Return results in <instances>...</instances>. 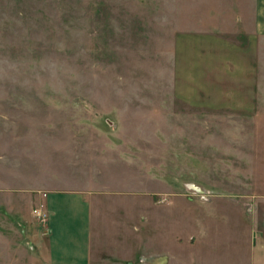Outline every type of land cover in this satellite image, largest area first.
<instances>
[{
	"label": "rangeland",
	"instance_id": "rangeland-1",
	"mask_svg": "<svg viewBox=\"0 0 264 264\" xmlns=\"http://www.w3.org/2000/svg\"><path fill=\"white\" fill-rule=\"evenodd\" d=\"M241 1L0 0V118L14 114L18 182L29 153L38 151L30 141L41 142L49 162L59 145V158L74 152L83 163L93 152L115 159L105 149L110 138L137 151L144 187L156 188L154 179L164 171L190 202L198 203L194 188H200L210 194L205 202L214 195L233 198L252 213L254 201H264L263 113L190 106L173 92L177 35L222 22L231 27ZM106 173L114 183L135 177L126 169ZM14 186L7 202L0 185V234L14 243L13 256L6 258L2 242L0 264H40L46 227L33 211L41 207L25 199V186ZM174 205L165 240L174 258L236 264L243 256L241 241L223 221L206 222L207 233L201 232L205 207ZM120 217L117 212L113 224ZM194 231L204 239L190 249Z\"/></svg>",
	"mask_w": 264,
	"mask_h": 264
},
{
	"label": "crops",
	"instance_id": "crops-1",
	"mask_svg": "<svg viewBox=\"0 0 264 264\" xmlns=\"http://www.w3.org/2000/svg\"><path fill=\"white\" fill-rule=\"evenodd\" d=\"M242 1L236 6L231 27L222 22L177 35L173 52L175 100L195 107L264 115V0ZM3 121L6 127L0 126V138L4 137L0 139V185L6 188L2 195L8 202L15 194L14 185L19 183L25 186V199L37 202L49 216L38 251L40 264H210V260L182 261L170 253L165 240L176 201L205 207L199 224L202 233H207L206 224L212 220L225 223L226 232L241 241L237 247L243 256L235 259L236 264H264L263 200L254 201L250 214L242 202L233 198L214 195L208 202H190L186 195L175 192L174 179L170 180L163 170L162 177L159 173L154 179L157 187L146 188L143 161L137 151L129 144L117 145L110 138L105 149L116 155L115 159L109 160L105 152H90L91 161L83 163L76 161L74 152L65 157L67 160L59 158V145L52 152L56 158L49 162L41 142L30 141L29 145L38 147V151L29 153L22 181L20 178L18 182L14 114L2 115L0 123ZM124 169L135 177L115 183L106 177L107 170ZM2 206L8 207V203ZM143 211H148L146 216ZM117 212L121 217L113 224ZM237 212L239 219L235 217ZM154 233L162 234V241ZM193 233L196 242L187 244L190 249L204 239ZM2 242L6 244V258L9 252L13 256L14 243L0 234V245Z\"/></svg>",
	"mask_w": 264,
	"mask_h": 264
},
{
	"label": "built area",
	"instance_id": "built-area-1",
	"mask_svg": "<svg viewBox=\"0 0 264 264\" xmlns=\"http://www.w3.org/2000/svg\"><path fill=\"white\" fill-rule=\"evenodd\" d=\"M195 192H197V196L200 198L201 201L205 202L207 201L210 194L206 191H201L200 188H194ZM34 218L40 223V224H46L48 222V213L42 209L37 208L33 211Z\"/></svg>",
	"mask_w": 264,
	"mask_h": 264
}]
</instances>
